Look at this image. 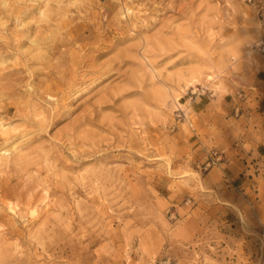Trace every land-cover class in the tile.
Segmentation results:
<instances>
[{"label":"rangeland","instance_id":"obj_1","mask_svg":"<svg viewBox=\"0 0 264 264\" xmlns=\"http://www.w3.org/2000/svg\"><path fill=\"white\" fill-rule=\"evenodd\" d=\"M251 93L264 0H0V264H264Z\"/></svg>","mask_w":264,"mask_h":264},{"label":"crops","instance_id":"obj_2","mask_svg":"<svg viewBox=\"0 0 264 264\" xmlns=\"http://www.w3.org/2000/svg\"><path fill=\"white\" fill-rule=\"evenodd\" d=\"M251 94L258 96V94L255 93ZM255 102L258 104L261 103V114H264V93L258 96ZM258 131L259 130H255V132ZM225 151L227 161L217 168L211 169L208 175L222 176L221 182H252L254 178H249V176H247L250 174L249 169L252 165H257L259 162H254L252 160L253 162L250 163L249 161L251 159H259L264 165V136L263 140L261 139L254 148L241 149L238 147H229L226 148Z\"/></svg>","mask_w":264,"mask_h":264},{"label":"built area","instance_id":"obj_3","mask_svg":"<svg viewBox=\"0 0 264 264\" xmlns=\"http://www.w3.org/2000/svg\"><path fill=\"white\" fill-rule=\"evenodd\" d=\"M209 158L210 160H208L207 166H210L211 164H215V162L220 159V156L217 154V152H211Z\"/></svg>","mask_w":264,"mask_h":264},{"label":"bare ground","instance_id":"obj_4","mask_svg":"<svg viewBox=\"0 0 264 264\" xmlns=\"http://www.w3.org/2000/svg\"><path fill=\"white\" fill-rule=\"evenodd\" d=\"M172 100V99H171ZM10 209V208H9Z\"/></svg>","mask_w":264,"mask_h":264}]
</instances>
